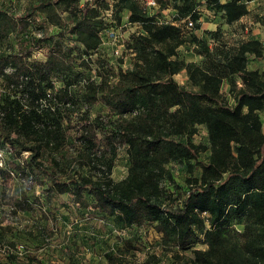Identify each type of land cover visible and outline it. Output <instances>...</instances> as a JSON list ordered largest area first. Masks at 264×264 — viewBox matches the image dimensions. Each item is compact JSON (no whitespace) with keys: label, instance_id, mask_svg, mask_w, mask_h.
Returning <instances> with one entry per match:
<instances>
[{"label":"trees","instance_id":"trees-1","mask_svg":"<svg viewBox=\"0 0 264 264\" xmlns=\"http://www.w3.org/2000/svg\"><path fill=\"white\" fill-rule=\"evenodd\" d=\"M155 1L153 13L141 0H116L114 10L105 0H31L24 8L14 38L0 50L6 86L0 97V148L6 151L0 179L42 189L30 198L25 189L3 187L0 202L8 207L6 216L36 211L49 226L56 223L59 196L69 194L119 230L152 225L163 243L189 249L195 264H264V71L246 67L248 55L264 58V46L248 39L229 49L223 66L242 81L230 82L232 104L220 95L217 71L172 58L183 43V26H201L198 5L232 23L247 13L249 0ZM170 10L175 14L166 21ZM107 11L115 23L127 17L137 25L125 42L134 59L128 67L100 45L111 26ZM8 14L0 8V18ZM182 69L192 88L173 78ZM198 125L206 129L208 146L192 139ZM67 145L70 154L64 153ZM121 148L127 172L114 180ZM170 162L195 174L184 179L182 191H167L142 174L150 165L163 172ZM235 222L241 231L228 239ZM9 228L0 227V243ZM123 245L125 252L138 248L131 239ZM104 256L107 264H127L121 253ZM22 258L7 250L0 264Z\"/></svg>","mask_w":264,"mask_h":264},{"label":"rangeland","instance_id":"rangeland-1","mask_svg":"<svg viewBox=\"0 0 264 264\" xmlns=\"http://www.w3.org/2000/svg\"><path fill=\"white\" fill-rule=\"evenodd\" d=\"M30 1L0 0V8L9 13L0 18V50L6 49L8 42L14 38L18 29V17ZM200 1L203 2V0ZM105 2L108 3L109 8L115 9L116 0H105ZM247 9V13L237 21L226 23L220 12H213L201 4L198 5L200 28L183 26V43L175 48V55L172 56V58L176 57L186 62L193 61L204 68L217 71L222 77L220 95L229 104L233 103L230 82L234 81L237 86L242 85L239 76L228 72L223 66L224 61L230 56L229 49L248 39H257L264 46V0L247 1ZM174 14V10L167 11L164 13L163 19L169 21V18ZM49 28L50 31L57 29L54 26ZM129 31L123 32L125 39H127ZM210 31L214 34H210ZM192 36L198 40H193ZM106 50L109 49L106 48ZM119 61L124 63L123 67H128L132 65L134 59L126 54L124 60ZM246 67L259 72L264 71V58L256 59L250 54ZM173 78L185 88H192L184 69L175 73ZM4 94H6V86L0 78V97ZM97 108L91 110V117L96 113ZM259 114L264 130V111ZM73 121H76V118ZM192 139L195 143L201 142L206 146L209 145L206 129L202 125L197 126L196 134ZM69 149L71 147L67 145L64 153L70 154L71 150L69 152ZM208 154L209 149H206L201 152L200 158L205 160ZM164 169L163 172H160L150 165L147 170L142 171V174L144 176L152 175L155 180L160 181V185L164 189L174 192L182 191L186 187L184 179L195 175L184 171L183 165L173 162L166 164ZM126 172V152L125 148H121L114 158L110 176L114 180H119L125 176ZM3 187L10 192H19L25 189L30 198L40 195L42 189L37 186H25L16 179L8 181L0 179V189ZM59 199L56 223L51 222L49 226L48 222L36 211L19 212L16 217L6 216L8 207L0 202V227L3 225L10 227L5 231L1 242L7 245L10 243L24 245V251L20 255L23 258L18 261V264H107L104 256L107 251L117 255L121 253L127 264H195L196 262L189 249L177 250L163 243L161 235L153 229L152 225H145L141 228L132 226L119 230L115 228L110 219L100 218L97 210L80 207L74 202L73 196L66 194L59 196ZM48 227L52 232L50 236L46 235ZM240 231L241 224L235 222L227 229L225 235L228 239L238 238ZM123 239H131L138 248L125 252ZM195 248L205 249L206 245L197 244ZM151 255L154 257L152 258Z\"/></svg>","mask_w":264,"mask_h":264},{"label":"built area","instance_id":"built-area-1","mask_svg":"<svg viewBox=\"0 0 264 264\" xmlns=\"http://www.w3.org/2000/svg\"><path fill=\"white\" fill-rule=\"evenodd\" d=\"M141 5L145 10L149 11L150 13L155 12L158 8V4L155 0H141ZM126 19L127 17H124L123 19H120V22L115 23L116 20L112 19L110 12H106L105 20L108 23H111V26L107 30H105L103 34L104 39L100 45L104 48L109 49L107 52L108 55L112 58V61L118 59L124 60L126 54H129L130 56L133 55L130 49L125 48V42L127 41L131 33H136L137 25L136 23L127 22ZM187 26L191 27L192 22L188 21ZM125 31H129L127 33V39L123 37V32ZM107 45L108 47H106ZM36 54L38 55V52ZM120 65L123 67L124 63L122 62L120 63ZM27 153V151H24L22 152V155L26 156ZM5 155L6 151L0 148V167H4L5 165ZM7 250L20 257V255H22L24 251V245L21 243H14V246L11 247L9 245H6L5 243H0V255H4Z\"/></svg>","mask_w":264,"mask_h":264}]
</instances>
